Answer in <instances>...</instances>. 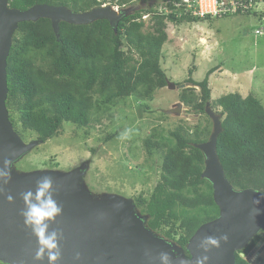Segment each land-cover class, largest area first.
Returning <instances> with one entry per match:
<instances>
[{"label": "trees", "instance_id": "trees-1", "mask_svg": "<svg viewBox=\"0 0 264 264\" xmlns=\"http://www.w3.org/2000/svg\"><path fill=\"white\" fill-rule=\"evenodd\" d=\"M108 1L126 12L116 28L107 20L87 25L62 22L56 37L49 19L19 24L7 60L6 106L22 138L28 132L44 144L57 137L65 123L88 128L129 97L153 101L155 92L170 82L161 65L168 41L166 22L179 26L251 15L264 22V10L251 8L244 13L242 5L234 12L200 19L188 9L176 12L172 5L178 4L175 0H150L149 5L148 0H9V6L27 10L47 4L84 13ZM158 2H168L169 15L158 12ZM144 15H152L153 26L148 31L144 29ZM255 35L263 36L264 29L255 30ZM213 72L211 69L201 82L187 79L200 88V95H195L194 88H186L179 101L196 114L206 113L208 103L214 109L222 108L223 131L218 137L217 155L225 175L237 190L264 193V105L253 94L244 97L229 93L213 101L208 81ZM148 108L141 113H148ZM210 134L207 126H197L193 131L178 126L168 135L156 134L159 139L156 135L143 139L149 154L160 152L162 163L159 181L151 193L135 198L137 211L147 216L148 229L183 249L201 226L220 213L212 185L201 177L205 158L196 148L208 141ZM260 241L259 235L246 250L238 252L236 264H250L241 253L248 256Z\"/></svg>", "mask_w": 264, "mask_h": 264}, {"label": "water", "instance_id": "water-1", "mask_svg": "<svg viewBox=\"0 0 264 264\" xmlns=\"http://www.w3.org/2000/svg\"><path fill=\"white\" fill-rule=\"evenodd\" d=\"M125 14L109 7L75 13L64 6L47 4L18 10L10 8L9 0H0V165L5 158L14 160L11 180L0 193V262L3 264H34L36 240L24 227L20 216L23 209L20 195L34 190L36 181L43 175L53 177L56 198L63 208L62 216L53 225L64 236L60 264H158V261L149 262L145 257L147 248L154 256L166 251L174 258L179 256L195 264L193 258L199 254L196 249L198 240L205 235L218 237L222 234H227L229 241L226 244L222 242L218 250L210 253L209 264H236V253L247 249L264 232V201L259 205L260 214L255 219L250 215L253 208L251 199L264 193L253 189L237 190L228 181L217 155L218 137L223 131L221 119L211 110L208 113L213 121V131L209 140L196 145V148L205 157L201 177L212 185L214 201L220 213L217 219L196 231L185 249L148 229L147 217L137 213L133 199L116 194L101 197L91 194L84 183L88 169L84 165L69 172L43 170L19 173L15 170L16 163L42 144L39 140L24 142L15 131L6 106L9 93L7 60L19 24L49 19L54 34L59 37L62 22L87 25L107 20L116 28ZM170 88L174 89L175 85H170ZM171 112L174 111L167 113ZM9 194L14 197V203L8 202ZM77 253L79 260L74 259Z\"/></svg>", "mask_w": 264, "mask_h": 264}, {"label": "rangeland", "instance_id": "rangeland-1", "mask_svg": "<svg viewBox=\"0 0 264 264\" xmlns=\"http://www.w3.org/2000/svg\"><path fill=\"white\" fill-rule=\"evenodd\" d=\"M161 4L158 2L157 7ZM145 21V30L153 26L149 18ZM166 24L168 41L163 47L161 65L174 89L169 86L156 91L151 102L129 97L88 128L79 129L65 123L57 137L35 147L15 164V170L19 173L69 172L84 165L88 168L84 183L91 194L99 197L116 194L135 200L151 193L161 171L160 152L149 154L143 145L144 138L158 133L168 135L178 126L191 131L197 126H207L213 131L209 115L196 114L180 103L181 85L185 89L194 88L195 95H200V89L187 79L201 82L214 69L209 78L213 101L229 92L240 91L244 97L253 94L264 105V35H255V30L264 29V22L251 15L179 26ZM146 106L148 113H141ZM178 109L180 112L175 111ZM221 109L216 106L211 111L217 115ZM125 129L132 130L130 137L120 139ZM113 135L114 138L108 139ZM36 137L27 132L22 139L29 143L37 140ZM261 240L264 241V233ZM257 255L261 261L252 264H264V248Z\"/></svg>", "mask_w": 264, "mask_h": 264}, {"label": "clouds", "instance_id": "clouds-1", "mask_svg": "<svg viewBox=\"0 0 264 264\" xmlns=\"http://www.w3.org/2000/svg\"><path fill=\"white\" fill-rule=\"evenodd\" d=\"M175 1H177L178 4L173 3L172 5L175 7L176 12L178 9L179 10L185 9V11L188 9L184 0H175ZM168 2L162 3L159 7H157V10L160 14H164V15L170 14V8L167 5ZM101 7L103 8L109 7L111 10L118 12V13L125 12L123 9L118 8L116 3L115 4L111 3V1L110 2L108 1ZM207 15L218 17V15H213V14H207ZM151 16L152 15H144L143 17L144 24L146 23L145 19L147 18H149V22H150ZM194 16L200 19L205 18V16H197V15H194ZM204 21H210V20H204ZM145 27H146V24H145ZM214 72L212 74H214ZM170 85L172 84H168L167 87H169ZM184 89L185 87L182 88V90ZM210 89L212 90L211 87ZM212 92L213 90L211 91V96H212ZM229 93H240L241 94L240 91L229 92ZM248 94H251V93H248ZM241 95L244 96L243 94ZM210 110H213V108L211 107V104L208 103L205 114L209 115L208 112ZM167 112L168 111H166V113ZM217 115L220 116V119L222 122V115L221 114H217ZM131 131H132L131 129H125L121 133L120 139H128L130 137ZM13 164H14V160L5 158L2 162V165H0V193H3L4 186L7 185L11 180ZM54 184L55 182L52 176L43 175L36 181L34 190L30 189L28 191L21 193L20 195V199L23 201V209L20 212V216L22 217L24 227L30 230L32 236L36 240V250H35V255L33 258L34 264H45V260L47 261V264H60V262L63 260V250L61 247V243L64 239L63 232L59 230L58 228L53 227L57 219L60 216H62L63 208L56 198V190H55ZM7 200L9 203H14V197L11 194L7 195ZM133 201L135 203V200ZM251 201L253 204V208L251 210L250 215L252 216L253 219H255V217L260 214L261 210L259 208V205L261 204L262 201H264V194H261L259 198H252ZM136 211H137V208H136ZM137 213L140 215L138 211ZM141 216H145V215H141ZM259 235L261 236V233ZM228 241H229V236L227 234H222L218 237L205 235L202 238H200L196 244V249L199 254L193 258L195 264H209L210 259H211L210 253L214 249L218 250L221 247L222 242L226 244L228 243ZM176 246L179 247L178 245ZM262 248H264V241L261 240L254 247V249L250 252L248 256H245L244 254L241 253V257L242 255H244L243 258H245L248 262H250V264H252L254 261H257V260L261 261V257L257 254L260 252ZM186 254L188 255V253ZM145 257L148 259L149 262L158 261V264H192V261H186L185 259H182L179 256H175L174 258V255H170L166 251H161L159 252L158 256H154L150 248H147L145 250ZM74 259L75 260L80 259L79 253L75 255Z\"/></svg>", "mask_w": 264, "mask_h": 264}, {"label": "built area", "instance_id": "built-area-1", "mask_svg": "<svg viewBox=\"0 0 264 264\" xmlns=\"http://www.w3.org/2000/svg\"><path fill=\"white\" fill-rule=\"evenodd\" d=\"M189 10L194 15L206 16L207 14L218 15L227 11L234 12L236 7L242 5L244 13L246 10L255 8L256 10H264V0H184ZM232 7V9L228 7ZM261 34L260 31L256 32Z\"/></svg>", "mask_w": 264, "mask_h": 264}]
</instances>
